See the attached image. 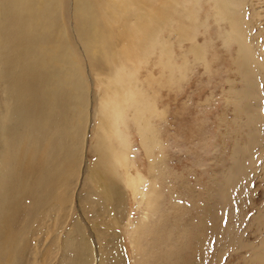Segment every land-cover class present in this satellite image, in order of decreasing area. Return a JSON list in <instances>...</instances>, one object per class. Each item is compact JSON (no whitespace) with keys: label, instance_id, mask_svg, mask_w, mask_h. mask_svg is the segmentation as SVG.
Returning <instances> with one entry per match:
<instances>
[{"label":"rangeland","instance_id":"rangeland-1","mask_svg":"<svg viewBox=\"0 0 264 264\" xmlns=\"http://www.w3.org/2000/svg\"><path fill=\"white\" fill-rule=\"evenodd\" d=\"M159 1L169 7L144 40L134 33L142 24L138 4L109 18L99 9L95 18L115 60L130 70L123 83L139 86L150 110L148 146L129 112L121 125L125 163L104 170L120 190L109 208L88 177L97 163V108L109 76L95 69L78 33V0H65L64 7L52 0L49 30V24L23 26L34 30L31 40L52 32L51 52L63 49L64 62H51L48 70L38 66L35 75L69 72L76 88L59 86L73 102L61 116L66 131L55 123L50 131L61 148L46 161L48 180H39L33 198L15 194V264H264V0H238L234 8L245 58L213 0ZM1 58L0 102L7 85ZM47 84L57 90L60 83ZM3 141L0 133V153ZM2 219L0 211V224Z\"/></svg>","mask_w":264,"mask_h":264},{"label":"bare ground","instance_id":"bare-ground-1","mask_svg":"<svg viewBox=\"0 0 264 264\" xmlns=\"http://www.w3.org/2000/svg\"><path fill=\"white\" fill-rule=\"evenodd\" d=\"M61 1V6L64 7L65 0ZM95 1L98 3L97 5L101 9L102 14L104 13L107 18L109 16L115 17L121 7L133 3L138 4L145 13L138 11L141 15L137 14V18L138 21H142V24L136 29L137 31L134 30V33L135 35L138 33L143 35L142 40L154 35L153 33L156 32L154 24L162 19L166 8L169 7L167 6L169 2L162 5H156V0H153L152 4L139 3L136 2L137 0H93V4L86 0H78L77 2V30L85 43L84 47H87L95 69L109 76L106 88L103 91L104 94L100 98V108H97L99 112V129L93 146L97 153V163L88 170L89 179L96 184L106 208H109L116 200L120 199V190L111 175H109L108 170L107 172L104 170L110 165L125 163L123 150L126 142L121 125L125 124L128 116L127 112H129V116L133 117L138 130L143 136L144 144L148 146L150 137L146 136V133L149 131V126L148 119L145 117L148 107L143 91L139 86L133 85L132 89L128 84L123 83V79L129 80L131 78L129 77L130 70L127 69L125 63L121 62V59L118 62L115 60L116 56L115 52L113 53V44L110 43V38L107 39L106 37L105 39V30L102 26L95 23V20H97L95 19L96 13L99 10L97 8L95 11ZM213 1L220 20L226 18L229 20V34L234 36V40H237L240 44L242 52L245 54L243 58L247 57L248 50L243 44L242 38L243 30L241 31L240 23L238 24L240 22L239 16L234 12V8L239 1ZM148 2L150 1L148 0ZM45 3L52 5L49 9H45ZM47 4L46 6H48ZM54 7L52 0H0V53L3 58V67L1 66L3 71L1 73L4 76L2 78L6 79V81H3L7 83V85H3L6 87V97L0 102H4L5 105L0 112V133L4 139L0 153V196L2 197L0 211L3 215L0 224V264H15L17 260L16 254L20 235L14 230L12 225L14 213L18 206L20 207V202L14 198L15 194L18 193V196H22L23 200L25 198H33L41 188L39 180H48L49 178V174L45 170L46 161L50 155L54 154L56 157L57 150L61 148L60 140L50 131L56 125L59 131H66L67 127L64 131L66 122L62 120L61 116L66 114L65 111L69 103L73 102V96L65 94L68 91L64 90L65 92H63L60 87H70L74 91L76 88V82L69 76V72L57 71L55 68V78L51 74V76L35 75V71L39 69L37 68L36 70L38 66L44 65V68L48 70L51 62L59 64V62L65 61L62 48H60V50L62 49L61 51L54 52V50L51 52V47L48 46L53 42L52 32L45 34L46 38L42 39L43 43L40 42L41 45L38 44L39 48H37L38 36H35L32 40L29 36L30 31L34 30H29L28 33V29L27 31L24 29L26 25L32 28V26L41 24V26L43 25L46 28L49 24L47 28L49 30L54 20ZM29 10L31 14H29ZM129 10L132 12L131 9ZM25 13L29 14L30 17L21 19L20 16ZM135 15L131 16V18L135 17ZM41 38L39 37V39ZM137 38L139 44L142 40L139 37ZM34 43H36L35 49H37L39 57L36 54L34 55L32 50ZM131 46L134 45L127 46L128 49ZM124 47L125 49L123 50L129 52L126 49V45L122 48ZM101 56L107 57L108 67V64L106 66L103 65L104 62L102 61L103 58H100ZM36 58L38 59L36 60ZM18 66L21 70H17ZM123 72L126 74L124 77ZM51 79L60 83L56 86L57 90L56 88L47 87V83ZM59 88L61 92L58 91ZM56 107L59 111L58 114L54 112ZM54 113L56 114L55 116H59L56 121L54 120ZM53 123L56 125H53ZM56 198L62 199L60 196Z\"/></svg>","mask_w":264,"mask_h":264},{"label":"water","instance_id":"water-1","mask_svg":"<svg viewBox=\"0 0 264 264\" xmlns=\"http://www.w3.org/2000/svg\"><path fill=\"white\" fill-rule=\"evenodd\" d=\"M97 4H98V3H96V1H95V4H94L95 11H96V9L98 8V5H97ZM99 9H100V8H99ZM100 10H101V9H100ZM100 10H99V11H100ZM96 15L99 16L98 12L96 13ZM44 38H46L45 35H44V37L41 38V39L38 38V41H39V42H36V43H37V46H38V44L41 45V43H43V40H42V39H44ZM40 42H41V43H40ZM36 43L34 44V47H32V49H35ZM48 46H49V45H48ZM50 47H51V46H50Z\"/></svg>","mask_w":264,"mask_h":264}]
</instances>
